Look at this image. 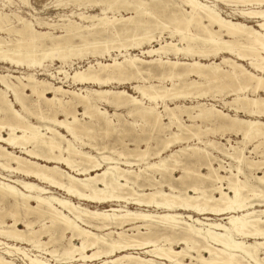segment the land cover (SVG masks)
<instances>
[{
	"label": "bare ground",
	"instance_id": "6f19581e",
	"mask_svg": "<svg viewBox=\"0 0 264 264\" xmlns=\"http://www.w3.org/2000/svg\"><path fill=\"white\" fill-rule=\"evenodd\" d=\"M216 1L248 8L232 9L224 17L207 0H97L94 4H105L100 16L76 13L91 22L82 25L61 15L67 22L58 24V36L35 30L12 12L16 27L0 12V31L16 35L14 42L0 37V62L5 64L34 67L45 58L65 64L86 53H140L96 60L72 73L62 66L49 73L63 74L60 81L98 88L65 89L31 74L0 73V201L8 202V209L0 210V264H18L16 259L26 264H264V161L244 153L250 139L264 140V10L258 9L264 0ZM170 6L167 14L158 12ZM164 30L167 39L161 35ZM131 79L136 81L134 94L102 88ZM224 90L232 97L222 100L220 108L198 100L216 99L215 92ZM119 108L131 117V130L139 120L151 130H170L161 146L152 151V136L133 132L127 142L121 139L113 152L117 157L100 142L96 145L92 134L97 128L122 131V120L113 119L119 120ZM184 114L217 131H234L242 142L204 140L198 130L182 124ZM190 138L200 145L186 142ZM224 159L229 161L224 164ZM185 160L205 166L206 172L182 166ZM180 165L181 175L173 176ZM173 179L182 185H174ZM30 214L36 221L26 219ZM205 214L214 217H200ZM7 216L11 223L4 220ZM44 228L47 241L40 239ZM63 238L66 243L59 244Z\"/></svg>",
	"mask_w": 264,
	"mask_h": 264
},
{
	"label": "rangeland",
	"instance_id": "374dc122",
	"mask_svg": "<svg viewBox=\"0 0 264 264\" xmlns=\"http://www.w3.org/2000/svg\"><path fill=\"white\" fill-rule=\"evenodd\" d=\"M75 1H77V0H75ZM75 1L74 0H72V1L71 0H27V4H23L20 0H11L10 3L7 2L6 0H0V12L8 14L9 17L11 18V20L14 22L13 25H15L16 27H19V25L16 23V20L14 18L13 13H15L16 15H18V16H20L22 18L27 19L28 21H30L31 24L34 26L35 30L40 31V32H48L49 34H52V36H58V35H62L61 26H58V24L66 23L67 22L66 17L70 18L71 20H73V21H75L77 23H80L82 25H89L91 22L80 20L76 16V13L84 12L86 15H88V14L89 15H99V14H101L100 12H101L102 7L105 6V4L103 5V3L102 4L99 3V5L98 4H94V1H97V0H78L77 2H75ZM207 2L210 3V4H216L218 11L224 17H230V15H231L230 12L232 11V9L248 8V7L241 6V4H240V6H234V7L230 6L229 7V6L225 5V4H223L222 2L216 1V0H207ZM77 4H79V5H77ZM254 6L255 5H253V7ZM172 7L173 6H170L169 8L168 7L167 8H162L158 12L160 14H162V13L167 14L168 11L170 10V8H172ZM250 7L251 6H249V8ZM258 9H263L264 10V5L263 6H259ZM163 10H164V12H163ZM120 13H122L123 15L127 14L125 11H121ZM107 14H108V16H110L111 12L107 11ZM164 14H162V15H164ZM61 15H64L66 17H61ZM233 18H235L237 20H241L235 15L233 16ZM162 19H163V16H162ZM43 22L56 24V26L53 27V26L41 25V24H43ZM246 23H248V24H250V25H252V26H254L256 28L254 21L249 20V21H246ZM155 32H156V35H157L158 31H155ZM166 33H167V31L164 30L163 33L161 34V35L164 34L162 36L163 38H166V37L168 38V35ZM0 37L4 38L6 41H10L11 40L12 42H14L15 38H16V35L13 34V33L7 34L6 31H0ZM75 41H78V40L75 39ZM144 45L146 46V44H144ZM152 45L154 47H157V44H155V43H152ZM117 52L118 51H116V50H114V51L111 50L108 53H105V52L102 53L101 56H91L89 53H86L87 55H84V57L81 56L80 59H79L80 56H78V57L77 56H71L70 58H68L66 60L67 63H65V64L64 63L62 64L60 62V60L55 59V57H53L50 60L45 58V59H43L44 61L43 60L41 61V65H40L41 67L37 66V65H34V67L33 66H28V67L16 66V65H10V64H5V63L0 62V73H7V70H8V72L12 73L13 75H22V76L25 75L26 76L28 74H31L39 81L42 80L44 82L53 83L55 85H62L63 88H65V89H74V90H76V89H78L80 87L83 88V89L85 87H87V88H98L96 84H91V83H89V84H87V83H85V84H77L76 85V84H71L69 82H64V80L60 81V79H58L57 77H62L63 74L56 75L55 77H51L49 75V73L54 72L55 70L59 69L61 66H62L63 69L67 70L69 73H72L73 70H75V69H84V68H86L89 63L94 64L96 62V60H99V61H102V62H108V61L111 60V58H116V59H120L121 60L124 57V55L125 56H129V54H131V55L140 54V53H138V50H136V49H129L127 53H125L124 50L119 51V54ZM107 54H109V55L107 56ZM140 58L145 59V60L149 59L148 57H140ZM170 58H173V57L170 56ZM50 61H52V62H50ZM192 78H194V76ZM151 80L155 81L154 79H151ZM135 83H136V81L131 79V80L125 81L122 84L114 82L111 85H108L107 87H102V88L103 89L104 88H111V89H115V90L124 88L129 93H133L134 94V91L131 88V85L135 84ZM164 83L165 84H169V82L166 81V80L164 81ZM0 88H1V86H0ZM227 92H228V90H224L221 93L215 92L216 93V99L211 98V96H207V97L198 98V100L199 101H204V102H213V103L217 104V107L220 108L222 100H229L232 97V96L227 95ZM29 94H30V92L27 91V95H29ZM52 95H53V93H48V97H52ZM31 98L35 99V97L32 96V97H28L27 101H31ZM9 99H12V97L9 96ZM179 102H184V103L189 104V103L195 102V101L194 100H190V99H187V100L180 99ZM101 104H103V105H100V106L106 108L108 110L109 114H113L114 113V108L113 107L106 106L104 103H101ZM169 104H171V103H169ZM78 109H79V112L82 111L81 108H78ZM158 110H162V105L161 104L158 105ZM116 112H118V113L121 112V115L120 116L118 115L119 120H117V116L116 117L113 116V119L116 122H119L120 120H122L118 124V126L121 128L122 131H117L116 130L114 132L113 130H111L108 133H105L102 129L99 130L97 128L94 131V134H92L93 135L92 138L94 140V143H96V145H97V142L98 143L100 142L98 144V145H100V147L102 145H105V147H106L105 151L108 154H111L112 156L117 157V155H116L117 153L116 152L113 153V152L116 151V150H119V148L121 147V139L122 138H123V140H126V142L129 140L131 132H133L135 135L139 134V135H141V137L143 136V138H144V136L146 138L148 135H150V137L152 136L150 138V141H149V148L152 151L156 150L157 148H159V146H161V144L163 143L162 139H164L165 136L167 135V133L170 132V130H168V129H166V130H164V129L163 130H156V129L151 130V127L149 125H147V124L140 125V124H143L141 120L138 121L139 124L135 128L136 130L135 129L131 130L132 126L127 123V120L130 121L131 117L127 116V114L125 112V109L124 108H119V109L116 110ZM230 113H232V111H230ZM239 115H241V116L243 115V117H245V115L242 114V113H239ZM47 116H49V115H47ZM58 118L61 119L63 117L62 116H58ZM30 120H31V122L38 123L37 120L34 117H32ZM182 124H184V125L189 124V129L195 130V131L198 130L200 132V134L202 135L204 140L209 139V138H211V139L213 138V140L217 141L218 144H227L228 145L226 139L229 138V144L234 145L237 141L240 142L241 138H242V136L240 134L235 133L234 131H228V130L227 131H225V130H218L217 131L215 129L214 125H212L209 122H203L202 123L200 120H197V119H194L192 121L191 119L187 118V116L185 114L182 116ZM206 127H209V128L206 129ZM123 128L126 129V134H128V135H125V136L123 135L124 134L123 133L124 132ZM171 129L172 130L173 129L176 130L175 127H171ZM213 130H215L216 132L213 131ZM60 131L63 132L62 129H60ZM2 133L6 136V134H5L6 132H2ZM189 133H190V131H186L185 134H184L185 137H189V136H187V135H189ZM96 138H98L99 140H97ZM186 142H188L189 144H193L194 143V144L200 145L199 143H197L196 138H190ZM129 143L131 144V142H129ZM240 145H242V143ZM130 147H132V145H130ZM142 147L144 148L145 145L143 144ZM177 148L178 147L174 146V148H172V149L175 150ZM14 151L18 153V151L16 149ZM109 152H111V153H109ZM244 153L248 156L249 159L255 160L257 162L264 161V140L263 139H259V138L250 139V141L245 146ZM213 155H216V152H213ZM191 161L192 160H187V161L185 160L184 163L185 162L186 163L184 165L182 163H180V164L182 166H187L191 171H195V169H196L199 172H206L205 166H200L199 167L197 162H194V161L191 162ZM223 161H225L224 162V164H225L229 160L224 159ZM181 165H180V167H178L173 172V176L178 177V176L181 175V173H182L181 172V167H182ZM213 165L215 166L214 163H213ZM3 173L6 174V172H3ZM257 173L260 174L259 171H257ZM257 173H256V171H254V174H257ZM194 178L195 177H192L191 180H195ZM150 180L154 181V178H150ZM184 181L188 182V181H190V178L189 179H185ZM172 182L174 183V185H177V186H181L182 185V184H180V182H181L180 180H174L173 179ZM146 190H147L146 192H148V189H146ZM256 203H259V202H254V204H256ZM92 205H94V204H92V203L89 204L90 208H93ZM107 205L108 204H103L102 206H104V208L108 209L109 207ZM6 206H8V202L1 200L0 201V210L1 211L7 210L8 207H6ZM128 207L133 208V207H135V205L130 203V204H128ZM5 208H7V209H5ZM145 208H147V207H145ZM207 216L208 217H214L213 214H205V215H201L200 217L204 218V217H207ZM220 217H222V216H220ZM223 217H225V216L223 215ZM26 219L31 220V221H36L35 219H37V217L35 215L30 214V216H28ZM4 220L7 223H11L12 222V219L10 217H8V216L6 218L4 217ZM224 221L225 220H223V222ZM18 226H19L20 229L24 228L22 226V222H19ZM40 227H41V225H40L39 222H35L34 223V228L35 229H39ZM69 235H70L69 233L66 234V236H69ZM47 238H48V236H47V228H44V231L42 229V233L40 235V239L42 241L43 240L47 241ZM58 242H59V244H61V243L65 244L66 243V239L63 238V240L62 239L58 240ZM75 242H77V241L75 240ZM21 246H25L27 248L28 247L30 248V246L25 245V244H22ZM46 246H47V244H46ZM50 246L51 245H49V247ZM175 248H176V250L180 249V245L175 246ZM58 249H60L59 251H61V248L58 247ZM91 251L92 250H86V253L90 254ZM31 252L34 253V254H41V252H38L36 250H32ZM41 255H43L45 257H50L49 255H46L45 253H42ZM187 261H189V260H186V262ZM15 262L18 263V264H26L25 262H22L20 259H16ZM50 263L54 264V261H50ZM78 263L79 262L75 261L72 264H78Z\"/></svg>",
	"mask_w": 264,
	"mask_h": 264
},
{
	"label": "crops",
	"instance_id": "0c3cea01",
	"mask_svg": "<svg viewBox=\"0 0 264 264\" xmlns=\"http://www.w3.org/2000/svg\"><path fill=\"white\" fill-rule=\"evenodd\" d=\"M225 109V108H224Z\"/></svg>",
	"mask_w": 264,
	"mask_h": 264
}]
</instances>
